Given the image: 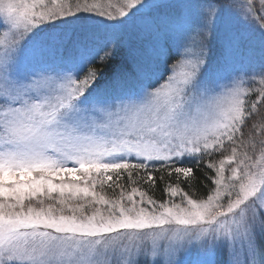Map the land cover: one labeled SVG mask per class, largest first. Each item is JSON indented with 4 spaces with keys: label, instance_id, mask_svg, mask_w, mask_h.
Here are the masks:
<instances>
[{
    "label": "snow or ice",
    "instance_id": "1",
    "mask_svg": "<svg viewBox=\"0 0 264 264\" xmlns=\"http://www.w3.org/2000/svg\"><path fill=\"white\" fill-rule=\"evenodd\" d=\"M0 30V264H264V0H0Z\"/></svg>",
    "mask_w": 264,
    "mask_h": 264
},
{
    "label": "trees",
    "instance_id": "2",
    "mask_svg": "<svg viewBox=\"0 0 264 264\" xmlns=\"http://www.w3.org/2000/svg\"><path fill=\"white\" fill-rule=\"evenodd\" d=\"M101 1H104V0H95V2H101ZM106 2H108V0H105ZM89 2H94V0H89ZM98 19H102V18H99ZM128 40V39H127ZM119 59V58H118ZM260 113L261 114H264V107H261L260 108ZM256 120H259V117H256L255 118ZM250 124L251 122H249V126H246L242 129V132L244 134V139H248L249 137V132H250ZM229 151H230V145L227 146ZM225 154H228V153H225ZM221 157H219V155H216L214 157H211V159L213 160H218L220 159ZM208 159V158H206ZM204 171H208L207 169H204ZM212 173L209 172V175H211ZM140 175H143V173H140ZM155 175L157 176V182H156V186L155 188H152L150 187L149 185L147 184H144L143 182H140L138 183L136 186L139 187L141 190L143 191H146L148 193V195L152 196L155 200L157 201H163V200H166L168 199V197L166 196L165 192H164V184L159 180V176L161 175V173L157 172L155 173ZM165 175V179L168 180L169 178L167 177V174L164 173ZM137 176L136 173L133 174V178L135 179ZM196 181L194 183V185L192 187H189V185L187 183H182L181 184V187L189 192L190 195L193 196V198H203L205 197L207 194H208V189L209 187H211V185L209 184V182L207 180L204 179V176H203V172L197 170L196 171ZM171 182L173 184L176 183V180H175V176H173L171 178ZM121 183L124 185L125 187V191H130L131 190V187L132 185L129 184L128 182V179L127 177L125 176L123 178V180L121 181ZM205 185H208V187H205ZM96 191H101V189L99 187H97ZM103 192L104 194L108 197V198H115L116 196L119 195V189H117L115 192H113V190L111 188H108L107 186H105V188L103 189ZM179 196H177V198L173 197V201L174 202H180L179 200ZM138 199V197H137ZM217 260L221 263H225L226 261V258L224 255H220L217 257Z\"/></svg>",
    "mask_w": 264,
    "mask_h": 264
},
{
    "label": "rangeland",
    "instance_id": "3",
    "mask_svg": "<svg viewBox=\"0 0 264 264\" xmlns=\"http://www.w3.org/2000/svg\"><path fill=\"white\" fill-rule=\"evenodd\" d=\"M99 3H101V4H105V3H107L105 0L104 1H101V2H99ZM97 19H98V17H97ZM0 31H2V30H0ZM121 36L123 37V39L124 40H129V39H132V40H135V30L133 29V27H132V25H129L126 29H124V30H122V32H121ZM53 59H55L54 57H53ZM175 198H177V197H175ZM179 200H180V198H179ZM179 203V202H178ZM225 256V255H224ZM225 258L227 259V257L225 256ZM194 260V256H186L185 257V261H186V264H191V262ZM217 264H225V263H221V262H219L218 260H217Z\"/></svg>",
    "mask_w": 264,
    "mask_h": 264
}]
</instances>
